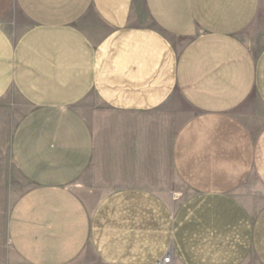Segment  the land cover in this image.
Instances as JSON below:
<instances>
[{
	"label": "crops",
	"instance_id": "crops-1",
	"mask_svg": "<svg viewBox=\"0 0 264 264\" xmlns=\"http://www.w3.org/2000/svg\"><path fill=\"white\" fill-rule=\"evenodd\" d=\"M168 254L264 264V0H0V264Z\"/></svg>",
	"mask_w": 264,
	"mask_h": 264
},
{
	"label": "built area",
	"instance_id": "built-area-1",
	"mask_svg": "<svg viewBox=\"0 0 264 264\" xmlns=\"http://www.w3.org/2000/svg\"><path fill=\"white\" fill-rule=\"evenodd\" d=\"M156 264H173V258L171 254L164 256L161 260H159Z\"/></svg>",
	"mask_w": 264,
	"mask_h": 264
},
{
	"label": "rangeland",
	"instance_id": "rangeland-1",
	"mask_svg": "<svg viewBox=\"0 0 264 264\" xmlns=\"http://www.w3.org/2000/svg\"><path fill=\"white\" fill-rule=\"evenodd\" d=\"M248 34H251V32H248ZM92 100L95 101L94 99H92ZM248 262H249V264H258V263L254 260L253 257H250Z\"/></svg>",
	"mask_w": 264,
	"mask_h": 264
}]
</instances>
